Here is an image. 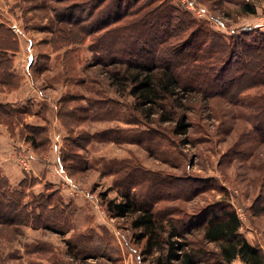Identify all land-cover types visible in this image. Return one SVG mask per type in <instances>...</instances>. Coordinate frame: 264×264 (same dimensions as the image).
<instances>
[{"label":"trees","instance_id":"16d2710c","mask_svg":"<svg viewBox=\"0 0 264 264\" xmlns=\"http://www.w3.org/2000/svg\"><path fill=\"white\" fill-rule=\"evenodd\" d=\"M67 1L73 3L54 8L55 21L71 28L67 40L65 27L59 30L61 44L81 46L94 36L90 49L97 57L94 65L104 67L119 98L134 101L88 98L87 106H82L78 104L82 98L73 94L60 99L57 116L68 134L59 161L69 176L93 168L92 161L82 153L93 141L133 142L151 153L159 152L145 144H153L157 135L163 140H170V135H189L192 125L187 109L192 96L204 101L218 96L232 102L248 88L264 85V32L260 30L251 32L249 27L241 34L223 36L171 0ZM257 1L243 0L241 13L256 15ZM16 37L12 29L0 24L1 93L19 89L23 80L10 72ZM54 50L59 52L61 48ZM64 51L65 64L67 60L79 64L78 59L73 60L76 50ZM249 106L254 109V130L264 141V97L250 101ZM30 114V105L0 102V123L12 134L21 127V136L41 158L52 147L49 127L26 123ZM95 118L123 121L128 128L111 127L95 133L78 130ZM156 119V125H171L168 135L155 129ZM137 127L146 130H135ZM164 161L171 163L169 159ZM103 164L104 173L116 176L114 186L121 197L119 201L105 197L107 211L117 219L130 218L134 241L144 244L141 254L151 259V264H264L261 250L239 232L241 221L227 199L197 214L167 206L168 202L194 200L207 187L204 183L199 186L191 179L183 183L181 177L147 170L133 159H112ZM38 183V178L26 175L14 186L0 172V237L20 235L24 227L62 236L71 230L74 234L66 243L74 259L111 254L108 233L87 231L91 228L84 225L86 220L88 223L85 210L86 220L82 209L66 202L52 183H45L34 193L32 189ZM55 259L53 264H66ZM20 260L14 254L0 256V264H23L18 263Z\"/></svg>","mask_w":264,"mask_h":264},{"label":"rangeland","instance_id":"374dc122","mask_svg":"<svg viewBox=\"0 0 264 264\" xmlns=\"http://www.w3.org/2000/svg\"><path fill=\"white\" fill-rule=\"evenodd\" d=\"M171 1L183 6L194 18L207 23L223 36L241 34L249 27L251 32H264V0L257 1L256 15L241 13L243 0ZM72 3L67 0H0V24L17 35L11 48L10 72L23 80L19 89L14 91L25 92L21 100L24 104H9L30 105L33 114L26 118V123L48 125L50 152L39 158L21 136V127L12 134L5 125H0L11 136L8 147L14 167L23 172L24 178L27 175L40 181L32 191L38 193L42 190L44 184L49 183V176L65 201L82 209L85 220L87 216L88 223L86 220L84 225L91 228L87 231L108 233V253L111 254H88L74 259L66 243L73 236V231L62 236L49 230L24 227L20 235L0 237V256L14 254L21 258L18 263L23 264H53L55 258L66 264H151V259H144L141 254L144 244L134 241L130 218H114L104 204L105 197L118 201L121 197L114 186L116 176L104 173L103 163L125 158L141 162L147 170L181 177L183 183L191 179L196 180L199 186L207 185L194 200L168 202L167 206H178L189 214H197L217 201L227 199L241 221L239 232L264 255V141L254 130V109L249 106L250 101L264 97V85L248 88L237 98L238 101L232 102L218 96L208 101L192 96L187 109L192 125L189 135H170V140L157 135L153 144H145L153 152L154 148L161 150L159 152L151 153L133 142L104 144L93 141L87 150L82 151L92 161L93 168L89 171L69 176L58 164L56 156H59L63 139L68 134L57 116L60 99L73 94L83 99L78 101L82 106H87L88 98L90 101L118 99L120 102H134L129 97L119 98L104 67L94 65L97 57L90 50L94 36L81 46L64 47L66 43L61 44L63 38L59 30L65 27L64 40H67L71 28L55 21L54 8ZM54 48H61V51L56 52ZM64 50H76L73 60L78 59L79 64L69 60L65 64ZM156 121L155 129L168 135L171 125H156ZM111 127L128 128L123 121L95 118L83 123L78 130L95 133ZM135 130L146 128L137 127ZM56 146L60 147L57 152ZM22 161H26L28 168L22 165ZM234 264L242 263L237 261Z\"/></svg>","mask_w":264,"mask_h":264},{"label":"crops","instance_id":"0c3cea01","mask_svg":"<svg viewBox=\"0 0 264 264\" xmlns=\"http://www.w3.org/2000/svg\"><path fill=\"white\" fill-rule=\"evenodd\" d=\"M24 94L25 92H23V90L14 91L12 93H1L0 97L3 98H0V102L11 103V104H24V101H21ZM26 96H28V92L26 93ZM19 100L20 102H18ZM8 143H11V136L9 135L6 128L0 125V172H2L4 175H6L9 178L12 185L17 186L20 183V181L24 178V176H23V172L19 169L17 170L14 167L15 165L12 163V160L10 158L11 155H9L10 149L8 147ZM59 148L60 147L56 146V152L59 150ZM56 160L60 165L58 155L56 156ZM33 170L35 171L34 175L37 176V172L35 168ZM44 177H46V173H44ZM48 179H49V183L54 184V182H52V179H50L49 176Z\"/></svg>","mask_w":264,"mask_h":264},{"label":"built area","instance_id":"2783aa9c","mask_svg":"<svg viewBox=\"0 0 264 264\" xmlns=\"http://www.w3.org/2000/svg\"><path fill=\"white\" fill-rule=\"evenodd\" d=\"M22 165H24L25 168H28V166L26 165V161H22ZM61 173H63V170L60 169Z\"/></svg>","mask_w":264,"mask_h":264}]
</instances>
